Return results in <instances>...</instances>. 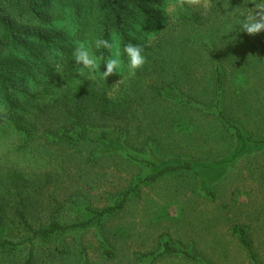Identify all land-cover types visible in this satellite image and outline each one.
I'll return each instance as SVG.
<instances>
[{"label": "rangeland", "instance_id": "obj_1", "mask_svg": "<svg viewBox=\"0 0 264 264\" xmlns=\"http://www.w3.org/2000/svg\"><path fill=\"white\" fill-rule=\"evenodd\" d=\"M161 2V16L134 34L147 57L135 76H80L77 66L70 81L60 56H52L20 94L15 117L28 136L0 107V207L9 211L0 240L32 237L19 208L36 228L93 219L35 239L31 264H264V148L237 147L214 107L220 65L228 118L264 136V32L236 31L229 27L235 17L222 15L256 0ZM71 25L68 19L58 27L76 46ZM76 108L83 127L75 124ZM81 130L92 140H79ZM186 161L206 173L169 172L144 182ZM236 228L245 230L257 262ZM167 243L189 256L165 253ZM30 253L27 242L0 252V264H27Z\"/></svg>", "mask_w": 264, "mask_h": 264}, {"label": "trees", "instance_id": "obj_2", "mask_svg": "<svg viewBox=\"0 0 264 264\" xmlns=\"http://www.w3.org/2000/svg\"><path fill=\"white\" fill-rule=\"evenodd\" d=\"M161 9V0H0V107L5 109L4 114L9 116L7 118L10 121L9 124L23 135L28 136L31 133V130L22 125L18 117H15V113L24 105L20 94L26 89L31 79L49 66L48 59L52 56H60V62L65 67L66 78L74 81L77 75V65L72 55L75 44L67 37L65 26L58 27L60 23L70 19L74 31L73 39L89 44L93 36L111 39L112 34L115 33L123 49V45L127 43L139 44L134 38L137 28L159 18ZM93 51L97 56L102 53L107 54L104 49L93 48ZM122 58L127 62L126 54ZM215 72L217 101L214 107L220 119L233 130L237 147L251 145L255 150L263 149L264 139L253 138L242 126L230 121L223 112L226 73L220 65L215 66ZM83 115L82 109H75V124L81 127H83ZM2 123L3 116L0 113V128L4 130ZM78 135L79 140H92L84 130L79 131ZM103 136L107 135L103 134ZM183 170L193 171L200 176L206 173L207 167H203L201 172L195 163L190 161L168 165L146 177L144 182L154 181L169 172ZM122 204L119 206L121 207ZM107 210L96 216L101 217ZM8 214L6 207H0V236L2 230L8 226ZM27 214L23 208L16 211L20 224H23L32 237L19 242L0 240V252L15 250L18 246L29 242L31 253L27 264H31L33 260L35 239L48 238L70 229L84 228L93 222V219H90L69 226L53 222L49 227L36 228L29 223ZM235 231L240 235L251 259L257 262L253 244L246 236L245 230L236 228ZM165 253H184L189 256L186 251L168 243L165 244Z\"/></svg>", "mask_w": 264, "mask_h": 264}, {"label": "clouds", "instance_id": "obj_3", "mask_svg": "<svg viewBox=\"0 0 264 264\" xmlns=\"http://www.w3.org/2000/svg\"><path fill=\"white\" fill-rule=\"evenodd\" d=\"M253 8L236 14V9L229 11L230 7L224 10V17H235L230 28L236 31L246 32L255 36L264 32V0H256ZM104 49L107 54L97 56L93 51ZM126 54L127 62L122 58ZM73 59L78 66L80 76H91L94 73L101 79H108L114 73L119 75L127 72L129 76H135L141 71L147 62L144 49L139 44L127 43L121 49L119 37L113 33L111 39L93 36L90 44L87 42H77L73 49ZM103 64L106 71H102L100 65Z\"/></svg>", "mask_w": 264, "mask_h": 264}, {"label": "crops", "instance_id": "obj_4", "mask_svg": "<svg viewBox=\"0 0 264 264\" xmlns=\"http://www.w3.org/2000/svg\"><path fill=\"white\" fill-rule=\"evenodd\" d=\"M258 104H259V107H260V109L262 108L263 110H264V96H261V97H259V99H258ZM224 102H223V106H222V110H223V112H225V110H224ZM228 110V109H227ZM225 114H226V116L228 117V115H227V113L225 112ZM230 119V118H229ZM230 121H232L233 123H237V122H235V121H233L232 119H230ZM238 124V123H237ZM244 128V127H243ZM245 129V128H244ZM246 130V129H245ZM247 131V130H246ZM248 132V131H247ZM249 134V133H248ZM250 135V134H249ZM251 136V135H250ZM253 138H256V139H264V136H262V137H255V136H252Z\"/></svg>", "mask_w": 264, "mask_h": 264}]
</instances>
